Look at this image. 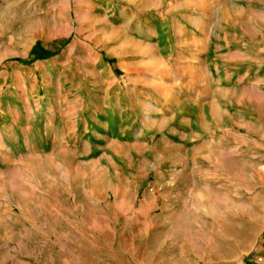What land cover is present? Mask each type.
<instances>
[{"label": "rangeland", "instance_id": "obj_1", "mask_svg": "<svg viewBox=\"0 0 264 264\" xmlns=\"http://www.w3.org/2000/svg\"><path fill=\"white\" fill-rule=\"evenodd\" d=\"M70 16L45 50L7 57L0 39V73L40 64L14 79L40 93H119L120 106L85 107L89 130L49 146L9 134L0 264H173L183 230L158 221L166 205L176 216L165 204L175 187L155 190L157 180L264 157V0H73ZM215 192L203 193L208 210L223 207Z\"/></svg>", "mask_w": 264, "mask_h": 264}, {"label": "crops", "instance_id": "obj_2", "mask_svg": "<svg viewBox=\"0 0 264 264\" xmlns=\"http://www.w3.org/2000/svg\"><path fill=\"white\" fill-rule=\"evenodd\" d=\"M72 4L73 0H0V39L7 57L29 55L36 43L45 50L43 41L57 36L54 28L57 21L67 25L69 33ZM41 67L40 64L22 66L12 62L0 73L1 79H6V83L0 84V90L4 89L0 92L1 149L8 148L9 134L25 149L63 141L64 131L89 130L93 118L87 112L83 115L85 107L94 113H109L120 106L119 93L110 97L104 94L84 97L65 91L40 93L34 82L28 87L14 79L15 75H30ZM43 86L45 90L50 89L45 81ZM106 101H112V106L106 105ZM107 106L111 110L105 109ZM219 154L222 158L227 151ZM237 160L241 162L240 168L212 160L208 173L194 167L192 172L178 173L176 179L170 177L165 183L157 180L155 190L175 187L171 189L175 199L165 204H174L179 209L175 216L166 205L158 223L163 228L183 230L178 233L180 239L175 254L168 256L167 261L173 264H264V157L241 155ZM213 190L222 194L219 205L223 207L215 205L218 202L215 198L212 203L215 207L208 210L203 193Z\"/></svg>", "mask_w": 264, "mask_h": 264}]
</instances>
